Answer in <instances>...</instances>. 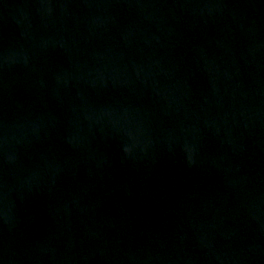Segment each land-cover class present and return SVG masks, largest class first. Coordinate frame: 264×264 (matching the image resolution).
Returning <instances> with one entry per match:
<instances>
[{
	"label": "water",
	"instance_id": "water-1",
	"mask_svg": "<svg viewBox=\"0 0 264 264\" xmlns=\"http://www.w3.org/2000/svg\"><path fill=\"white\" fill-rule=\"evenodd\" d=\"M0 264H264V0H0Z\"/></svg>",
	"mask_w": 264,
	"mask_h": 264
}]
</instances>
